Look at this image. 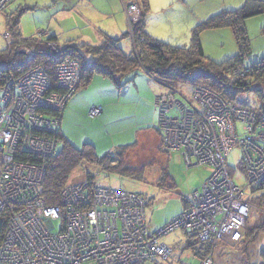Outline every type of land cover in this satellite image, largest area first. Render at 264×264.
Segmentation results:
<instances>
[{
  "label": "built area",
  "instance_id": "2783aa9c",
  "mask_svg": "<svg viewBox=\"0 0 264 264\" xmlns=\"http://www.w3.org/2000/svg\"><path fill=\"white\" fill-rule=\"evenodd\" d=\"M8 1L0 0V10ZM139 1L122 0L129 23L140 16ZM5 34L9 36V33ZM49 46L53 48L52 43ZM53 50L57 52L56 48ZM68 62L71 64H66L64 70L60 67L62 63L56 67L61 72L59 75L67 77L56 83L65 90L62 96L54 91L45 96L50 88L48 79L42 81L41 91L37 94L35 78L42 73L40 70L17 78L9 77L0 86V213L8 211L0 230V264H84L89 261L94 264H131L138 260H166L173 249L158 239L176 229L194 235L212 247L221 243H240L254 208L250 201V196L255 194L252 190L264 182V146L244 131L246 128L232 124L231 116L235 120L247 117L248 107H232L230 102L223 101L203 86L194 87L195 99L201 100V108L178 92L174 93L183 110L175 103L165 111L164 117L170 119L162 121L165 127L159 122L161 110L155 97L157 121L154 126L164 139L170 137L174 143L170 147L163 139L165 149L178 151L186 166L206 165L210 171L200 188L192 192L191 204L161 228L148 231L145 202L138 193L96 183L68 184L61 191V204L44 203L41 197L43 165L21 162L14 158V154L22 146L39 156L49 157L55 153L57 140L32 131L55 130L58 121L45 118L39 109L60 108L74 91L79 67L73 74V61ZM21 86L37 95L29 98ZM52 99L54 101H50ZM214 100L218 102L213 103ZM172 108L177 109V114L169 113ZM192 110L199 115L198 120H187L188 114L192 116ZM99 111V107L90 108L92 116ZM256 118L262 116L258 113ZM253 120L248 119L249 122ZM170 125L178 129L166 132V126ZM26 126L29 128L27 132ZM238 130L243 135L238 136ZM256 131L263 132L264 126H257ZM235 140L242 146L237 162H242V170L238 166L237 169L244 173L246 184L243 186L231 177L226 164ZM246 140H253L255 146ZM245 188L250 190L249 195H244ZM56 221L59 227L53 232ZM219 254L209 250L202 257L195 254L193 257L199 259L200 264H221ZM234 254L225 257V264H239L241 259L240 264H248L243 255L240 258L239 253Z\"/></svg>",
  "mask_w": 264,
  "mask_h": 264
},
{
  "label": "rangeland",
  "instance_id": "374dc122",
  "mask_svg": "<svg viewBox=\"0 0 264 264\" xmlns=\"http://www.w3.org/2000/svg\"><path fill=\"white\" fill-rule=\"evenodd\" d=\"M244 1L245 0H188V5L186 7L188 12L189 10L191 11V31L197 24L206 20L211 15L223 10H230L228 8H236L242 5ZM119 2L123 18L125 21H128L129 19L124 12L122 2L120 0ZM63 3L65 2L62 0L10 1L5 6L4 11H0V48H4L6 42L10 40V34H8L9 36L5 34L4 16L12 10L16 11L15 13H19V31L22 36H42L46 34L56 36L57 40L50 42L53 44V48L50 47L52 52L55 51L53 50L54 48L57 49L58 47H62L67 44L68 41L98 44L101 39L100 30L112 36L116 35L117 37L127 31L126 27L125 30H122V27L120 28L119 26L117 30L113 29L110 32L109 25L112 19L116 18L117 21H122L118 14H111L110 12V8H115V6H110L115 4L113 0L112 3L110 0H73L70 4L66 3V6H64ZM26 7L30 8L26 9ZM64 7H70L71 12H61V9ZM21 8L24 9L22 10ZM106 12L110 13L108 14L109 16ZM156 17L157 15L155 16V14L151 12L144 21L145 25L147 21L146 29L154 38L171 45H187L190 43L192 34L188 32L187 27H184L183 30L181 27L178 28L180 29V36L183 39L179 41L174 37L170 38V35H172L170 29L164 30L165 28L163 29L155 25V22L158 23L155 21ZM262 26H264V13L251 16L245 20L246 30L247 27L249 28L247 31L251 44V54L244 60L246 66H237L233 70L234 76H244L248 71L247 69H249L247 66L248 63L264 56V33L260 32ZM199 34L205 54L209 55L213 60L220 61L222 58L234 54L237 50L236 42L230 27L205 28L200 30ZM121 46L125 51L130 52L131 47L129 38H124L121 42ZM68 61L76 62L75 64L72 62L74 66L71 73L74 74L79 67L78 62L74 59L63 58L58 62L56 67L62 63L60 67H63L62 70H64L66 64H71V62ZM34 70H40L42 72L36 75L35 78V87L38 94L42 88V81L44 82L47 80V75L42 65H31L21 76ZM59 74H61V72L57 70L56 83L67 78ZM101 78L103 77L94 75L87 86H80L79 88V83L75 84L74 90H76V92L72 95V102L70 103L72 106L70 105L71 107L66 110L67 114L72 111L73 113L68 117L62 118V120L64 119V124L69 128V136L66 137L78 147H81L84 142L89 141L94 145L95 153L99 157H102L106 153L113 156L116 154L118 145L131 144L136 140L137 144L133 148L128 149L123 156L131 166H135L136 168L141 165L142 167L146 165L140 178L124 176L116 172H106L91 163L83 164V167H87V170L94 175V181L98 185L138 193L145 202L144 213L148 231H156L173 216L182 211V198H189L191 192L200 187L203 179L209 175L210 171L206 165H191L186 167L178 151L169 152L167 155L162 152V150L166 148L163 141L164 137L161 136L159 130L157 131L152 128L157 121V111L153 109V101L150 104V102H147L146 97L150 96L153 87H159L161 89V91L157 93L156 98L159 100L161 110L159 122L164 126L162 121L170 120L169 117H164L165 111L175 105V103L180 106V103L176 102L174 98V93L178 92L179 95H182L190 103L201 108V100L195 99L196 89L194 87L196 85H191L187 82L177 84L176 88H172L171 86L156 83L154 79L149 78L143 71H139L135 75L133 81L127 82L119 88L110 79ZM105 82L111 84L110 86L112 87L110 88ZM129 86H131L130 90L127 89ZM21 87L22 92L27 93L29 98L37 95L29 91L28 87ZM261 87L262 93H264V84L259 86V88ZM215 94L223 101L230 102L232 107L241 108L245 105L250 107V111L247 110V117H243V119L235 120L234 116H231L233 119L232 124H234V126L236 125L237 128L240 126L241 128H246L244 131L249 132V135H252L253 138L258 140L259 145L264 146V131L259 133L256 131L257 126H264V114L262 109V104L264 106V97H260L255 90L237 93L232 100H226L218 93ZM50 101L54 100L52 99ZM96 102H105L110 105V112L107 114L109 116L107 117L106 115L105 119H117L115 123L109 126V124H105L106 122L103 121L101 117L89 116L86 106L89 104L90 106L95 105L94 103ZM217 102V100H214L213 103ZM180 107L183 110V107ZM250 112H253L255 116L254 114L251 115ZM194 113H196V115H194ZM258 113L262 118H256V114ZM149 117H151L150 122H144L145 119ZM252 118L254 120L249 122L248 119ZM189 119L198 120L199 115L196 111L192 110V116L188 114L187 120ZM65 125L63 129L66 134ZM133 125H135L134 127L136 128H145L143 129L145 132L140 133L137 139L132 131ZM248 126H250V128H248ZM176 129L178 128L175 126H166V132ZM116 130H121L122 132L116 133ZM112 131H114V133ZM238 132L239 130L236 133L238 136L243 135L242 132ZM164 140L166 143L169 142L170 147L174 144L170 137H166ZM246 141L249 142V140ZM249 143L255 146L253 140ZM250 145L248 146L251 147ZM259 145H257L256 148H259ZM241 149L242 146L239 144V141L235 140L232 150L227 155L226 164L228 165V171L231 177L235 179L237 184L243 186L246 184L244 173L237 169V162L240 158ZM159 154L161 156V161H165V158L168 157L167 166L164 162H162V164L164 167L166 166L167 172L173 180L171 182H174L173 188H167L166 186H159L157 184L156 180L159 177V169L162 166L158 164L155 165V160ZM83 167L76 168L71 174V179H83ZM249 191L248 188H245L244 195H249ZM251 197L254 196H250V198ZM262 220H264V214L254 205L247 219L246 226L258 223ZM58 227L59 222L56 221L53 232L56 231ZM187 237L197 238L194 235L186 236V233L181 229H176L161 235L158 240L172 247L173 251L171 256L167 260H144L143 264H200V261L193 257L194 251L185 248L187 239L189 241L191 240ZM220 246L212 247L211 245L208 250H212L217 253V255L220 252L219 263L225 264L223 261L226 257L225 253L230 250L229 247L235 248V245L221 243ZM258 246L264 248V230L259 232L255 243H251L248 246V251L253 250L250 252L249 256H247L250 261L249 264L254 260L256 262L258 261ZM239 255L241 256V253H239ZM243 257L241 256L240 258ZM242 261L241 259L240 263H242ZM84 264L94 263L89 261Z\"/></svg>",
  "mask_w": 264,
  "mask_h": 264
},
{
  "label": "trees",
  "instance_id": "16d2710c",
  "mask_svg": "<svg viewBox=\"0 0 264 264\" xmlns=\"http://www.w3.org/2000/svg\"><path fill=\"white\" fill-rule=\"evenodd\" d=\"M138 6L140 9L139 18L135 22L129 23L128 30L122 35L111 36L101 31V39L98 44L68 41L64 46L58 47L57 52H52L49 46L50 42L57 40L55 35L24 37L19 31V13H15L16 11L13 10L6 13L4 16L5 32L10 34V41L6 42L4 48H0V86L4 85L9 77L17 78L31 65L41 64L50 83V88L46 91L45 96L48 97L49 92L53 91L59 94L65 93V90L56 84V65L63 58H70L79 64L78 88L87 86L94 75L110 79L119 88L127 82L133 81L135 75L139 71H143L158 84L172 88H176L177 84L187 82L191 85L205 86L226 100H232L237 93L254 90L260 97H264L262 87L259 88L261 84H264V56L250 61L247 65L249 69L244 76L233 75V70L237 66H246L244 60L251 54V44L245 27V20L251 16L264 13V0H246L237 8L223 10L211 15L194 27L191 31L190 43L187 45H171L154 38L144 29L147 11L146 0H141ZM0 11H4V8ZM220 27H230L237 50L234 54L216 61L205 54L199 31L205 28ZM124 38H129L131 42L130 52L125 51L121 46ZM75 92L76 90L65 98L60 108L39 109L45 118L51 117L58 122L54 125L55 130H33L32 132L57 140L54 146L55 153L49 157L39 156L22 146L21 149L18 147L14 154V158L21 162L43 165L44 178L41 197L46 205L61 204V191L68 184L80 182L92 185L95 183L94 175L87 170V167H83V164H95L106 172H116L120 175L136 178L142 176L146 167V165L143 167L141 165L138 168L131 166L123 156L128 149L137 144L136 140L131 144L118 145L116 154L113 156L106 153L99 157L95 153L94 145L89 141L78 147L61 133L60 124L63 111L72 106L70 100H72V95ZM155 97L153 98V106ZM246 107L250 108L249 106ZM153 109L156 111L155 106ZM262 109L264 111L263 104ZM87 112L89 116L97 117L101 109L99 113L93 116L90 114V109ZM169 113L177 114V109L172 108ZM25 131H29L27 126ZM162 152L166 155L169 153L167 149L162 150ZM155 161V165H162L156 180L157 184L173 188L174 182H171L173 180L166 169L168 157L165 158V161H161L159 154ZM162 162L166 164L165 167ZM240 164L237 166L242 170ZM78 167H83V179H71L72 172ZM252 192L258 194L250 198L251 203L264 214V182L253 188ZM183 200L186 199L183 198ZM7 215L8 211L0 213L1 231ZM262 230H264V220L245 226L243 239L240 242L242 243L240 245L242 251H239L241 254L250 252L248 251V244L255 242L257 235ZM186 236L190 235L186 234ZM190 239V241L187 239L185 248L194 251L193 253L198 257H202L209 251L210 243L200 241L195 237ZM259 256H261L259 264H264V248L260 250ZM143 261L138 260L131 264H143Z\"/></svg>",
  "mask_w": 264,
  "mask_h": 264
},
{
  "label": "crops",
  "instance_id": "0c3cea01",
  "mask_svg": "<svg viewBox=\"0 0 264 264\" xmlns=\"http://www.w3.org/2000/svg\"><path fill=\"white\" fill-rule=\"evenodd\" d=\"M63 2H65V3H63V5L64 6H66V3H72L73 2V0H62ZM111 1V3H112V0H110ZM114 2H115V4H112V5H110V6H115V8L113 7L112 9L110 8V12H111V14H118L119 16H120V18L122 19V21H117V19L115 18V19H112V22L110 23V25H109V29H110V32H111V30H117V28L120 26V28L122 27V30H125V27H126V30H128L127 29V25H128V28H129V20L127 21H125L124 20V18H123V13H122V10H121V6H120V2H119V0H113ZM121 1V0H120ZM187 1L188 0H146V5H147V11H146V15H145V18H148V15L149 14H151V12H152V14H155V16L157 15V17H156V19H155V21H157L158 23H156L155 22V25L156 26H159V27H161V28H165L164 30H169L170 29V31H171V33H172V35H170L171 37L170 38H172V37H174V38H176L177 40H183L182 39V37L180 36V29H178V28H182V30H183V28L184 27H187V29H188V32H190V34H191V26H192V19H191V17H190V13H191V11L189 10V12H188V9H187ZM246 1V0H245ZM244 1V2H245ZM243 2V3H244ZM242 3V4H243ZM123 5V4H122ZM172 5H175V6H172ZM239 7V6H238ZM237 8V7H236ZM228 9H234V8H228ZM61 12H67V13H69V12H71V8L70 7H64V8H62L61 9ZM124 12H125V10H124ZM107 13V12H106ZM108 14H110V13H107V15ZM125 14H126V12H125ZM106 16V15H105ZM109 16V15H108ZM126 16H127V14H126ZM202 16V15H201ZM147 20V19H146ZM146 26H147V21H146V25H145V30L147 31V29H146ZM247 30H249V28L247 27ZM100 31H102V30H100ZM103 32H105V31H103ZM148 32V31H147ZM260 32L261 33H264V26H262L261 27V29H260ZM105 33H107V32H105ZM149 33V32H148ZM247 33H248V31H247ZM107 34H109V33H107ZM112 34V33H111ZM249 34V33H248ZM112 36V35H111ZM113 36H116V35H113ZM153 36V35H152ZM170 38H169V40H170ZM200 41H201V38H200ZM129 43H130V47H131V42H130V40H129ZM201 44H202V42H201ZM175 45H180V44H175ZM127 47H128V44H127ZM203 47V46H202ZM204 50V49H203ZM208 57H210L209 55H207ZM100 77V76H99ZM101 79H103V78H101ZM104 81V80H103ZM105 83H107L108 84V82H105ZM157 83V82H156ZM109 85V87L111 88L112 86H110V84H108ZM151 85V84H150ZM127 89L128 90H130L131 89V86H129V87H127ZM150 89H151V86H150ZM161 91V89L159 88V87H153L152 89H151V92H150V96H147L146 97V100H147V102H150V104H151V102L153 101V98H154V96H156L157 95V93H159ZM71 102H72V100H71ZM95 105H91L90 106V104L89 105H87L86 106V109H90V108H92V107H99L100 109H101V112L99 113V116L98 117H101L102 119H103V121H105L106 123V125L107 124H109V126L111 125V124H113V123H115V121L117 120V119H114V120H112V119H105V116L107 115V114H109V112H110V105L108 104V103H105V102H96V103H94ZM152 104H153V102H152ZM90 106V107H89ZM68 108H66L65 109V111H63V114H62V118L64 117H68V116H70V115H72V113H73V111L71 112V113H69V114H67V112H66V110H67ZM109 115H107V117H108ZM62 118H61V126H60V129H61V133H63L64 135H66L67 134V132H69V128L64 124V119L62 120ZM150 118L151 117H149V118H146L145 119V121L144 122H150ZM64 125H65V131H66V134H65V132H64V129H63V127H64ZM136 125V124H135ZM135 125H133L132 126V131H133V133H134V135H135V138L137 139V137H138V135L140 134V133H142V132H145V130H143V129H145L144 127L143 128H141V127H138V128H136V127H134ZM139 126V125H138ZM152 128H154L155 130H157V128H156V126H152ZM123 130V129H122ZM158 131V130H157ZM113 133H114V131H112ZM116 133H119V132H122L121 130H116L115 131ZM124 132V131H123ZM66 136H69V134H67ZM169 152H173V151H169ZM181 157V156H180ZM186 166V165H185ZM189 166H191V165H189ZM186 167H188V166H186ZM208 176H206V178H207ZM205 178V179H206ZM205 179H203V181H202V183L204 182V180ZM234 179V178H233ZM235 180V179H234ZM201 183V184H202ZM201 184H200V186H201ZM200 188V187H199ZM198 188V189H199ZM195 190H197V189H195ZM194 191V190H193ZM192 191V192H193ZM192 192H191V194H192ZM191 194H190V196H189V198H185L186 200H183V198H182V202H183V209H182V211L184 210V209H186L190 204H191ZM257 194L258 193H256V195L255 194H253V196H257ZM252 198V197H251ZM187 206V207H186ZM181 212V211H180ZM179 212V213H180ZM177 215V214H176ZM257 237H258V235H257ZM240 242H242V240L240 241ZM252 243H255V242H252ZM242 243H236V244H234L235 245V248H232V247H229L230 248V250H228L227 251V253H225V255L226 256H229V257H231L234 253H240L239 251H242V247L240 246ZM251 243H249L248 244V246L250 245ZM232 249H235V250H232ZM258 253L260 254V250L262 249L261 247H259L258 246ZM238 250V251H237ZM250 252L251 251H253V250H249ZM250 252L249 253H243V254H241V255H244V257H246L247 258V261L248 262H250L249 261V258L247 257V256H249V254H250ZM259 254H258V261L256 262L255 260L254 261H252V263H250V264H259L260 263V260H261V257L259 256ZM199 260V259H198ZM200 261V260H199ZM254 262H256V263H254Z\"/></svg>",
  "mask_w": 264,
  "mask_h": 264
},
{
  "label": "clouds",
  "instance_id": "9594fccd",
  "mask_svg": "<svg viewBox=\"0 0 264 264\" xmlns=\"http://www.w3.org/2000/svg\"><path fill=\"white\" fill-rule=\"evenodd\" d=\"M10 1H12V0H9V1L5 4V6H6ZM140 1H141V0H140ZM140 1H139V2H140ZM121 2H122V0H121ZM5 6H4V8H5ZM123 8H124V7H123ZM9 41H10V40H9ZM9 41H8V42H9Z\"/></svg>",
  "mask_w": 264,
  "mask_h": 264
},
{
  "label": "bare ground",
  "instance_id": "6f19581e",
  "mask_svg": "<svg viewBox=\"0 0 264 264\" xmlns=\"http://www.w3.org/2000/svg\"><path fill=\"white\" fill-rule=\"evenodd\" d=\"M56 51H58V48L56 49Z\"/></svg>",
  "mask_w": 264,
  "mask_h": 264
}]
</instances>
